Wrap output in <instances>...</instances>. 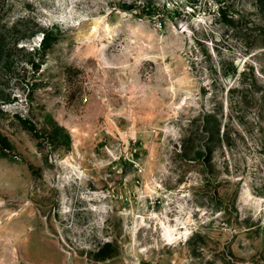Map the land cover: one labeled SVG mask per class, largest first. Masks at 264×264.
Instances as JSON below:
<instances>
[{
	"label": "rangeland",
	"instance_id": "1",
	"mask_svg": "<svg viewBox=\"0 0 264 264\" xmlns=\"http://www.w3.org/2000/svg\"><path fill=\"white\" fill-rule=\"evenodd\" d=\"M0 264H264V0H0Z\"/></svg>",
	"mask_w": 264,
	"mask_h": 264
},
{
	"label": "trees",
	"instance_id": "2",
	"mask_svg": "<svg viewBox=\"0 0 264 264\" xmlns=\"http://www.w3.org/2000/svg\"><path fill=\"white\" fill-rule=\"evenodd\" d=\"M138 8L140 9V12L141 13H144L145 12L144 15L149 16V17H153L155 15H158V14H160L159 12L161 11V9L159 7L158 8L157 7L156 8L153 7V9H152V8L148 7L147 4H142L141 7L139 5ZM218 13L219 14L222 13V9H219Z\"/></svg>",
	"mask_w": 264,
	"mask_h": 264
}]
</instances>
